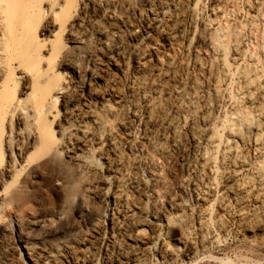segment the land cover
Returning a JSON list of instances; mask_svg holds the SVG:
<instances>
[{
	"label": "bare ground",
	"instance_id": "6f19581e",
	"mask_svg": "<svg viewBox=\"0 0 264 264\" xmlns=\"http://www.w3.org/2000/svg\"><path fill=\"white\" fill-rule=\"evenodd\" d=\"M0 264H264V0H0Z\"/></svg>",
	"mask_w": 264,
	"mask_h": 264
}]
</instances>
